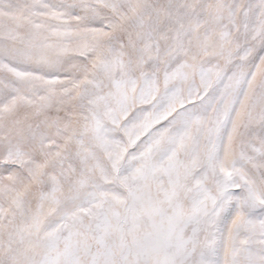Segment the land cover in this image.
I'll return each instance as SVG.
<instances>
[{
    "label": "snow or ice",
    "instance_id": "6c2138e0",
    "mask_svg": "<svg viewBox=\"0 0 264 264\" xmlns=\"http://www.w3.org/2000/svg\"><path fill=\"white\" fill-rule=\"evenodd\" d=\"M0 264H264V0H0Z\"/></svg>",
    "mask_w": 264,
    "mask_h": 264
}]
</instances>
